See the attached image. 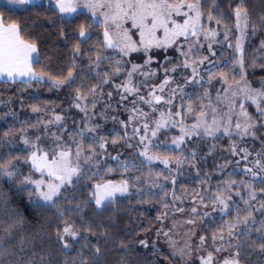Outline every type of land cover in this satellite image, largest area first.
Segmentation results:
<instances>
[{
  "label": "trees",
  "instance_id": "1",
  "mask_svg": "<svg viewBox=\"0 0 264 264\" xmlns=\"http://www.w3.org/2000/svg\"><path fill=\"white\" fill-rule=\"evenodd\" d=\"M240 2L241 0H215V4H212L211 0H204V10L207 12L214 9L213 15L221 18L231 29L227 41H235L237 30L234 27V10ZM243 6L248 11L250 21L244 50V56L247 58L254 50L264 49V0H244ZM0 17L7 23L19 24L24 36L35 42L38 63H34V68L37 71L43 70L51 76L62 78L72 70L75 77L73 83L59 88L44 82L32 81L26 84L19 80H0V163L9 166L11 161L9 170L15 171L11 178L0 174V264H178L166 250L148 251L141 248L139 241L159 223L165 211L173 206V192L180 200L186 193L192 197L198 191L206 197L212 196L218 185L223 186V181L236 178L235 175L239 171L237 166L227 173L236 158L226 153L223 147L230 140L238 141V138H229L223 134L211 139L206 136L193 137L178 151L167 152L159 149L161 154L187 158L183 164L185 172L177 179L174 187L167 181L163 190H145V183L148 181H144L143 176L150 174V171L151 174L162 171L154 165L149 166L139 156H132L131 163H127L128 171L120 166L105 175L106 171L101 170L103 179L119 181L127 173L132 175L129 179V185L132 187L128 194L117 196L114 202L107 203L101 209H97L94 201L89 198L92 183L97 178L89 179L92 172L85 174L84 169L79 183L74 181L73 186L62 189V195L56 198L55 206L39 202L35 194L30 197L32 188L21 184L26 174L32 170L30 163L26 162L31 148L23 144V137L33 133V130L28 128L33 126L36 117L44 114H63L68 124L73 119L74 122L77 118L83 119L82 113L73 106L76 89L80 88L84 96H89V89L102 84L103 73L112 71L110 65L115 57L111 56L112 60H105L98 69L95 68L94 61L98 50L107 56L110 50L101 48L102 27L100 23L93 22L86 12L67 18L54 6L44 3L30 4L22 9L0 5ZM81 25L87 29L86 39L79 36ZM220 27L224 29L223 25ZM77 43L80 46V54L74 53ZM217 52L219 54L215 57L213 68L204 72L207 80L210 74L216 75L207 83L202 81L193 86L192 93L186 97L187 100L197 102L199 94L222 91L225 87L220 73L227 74L231 71V56H236V53L226 43ZM222 61L224 63L217 66V62ZM245 71L249 83L264 90V61L253 69L247 64ZM239 77L230 75L229 80H237ZM33 107L39 108V111L34 112ZM246 107L255 118V135L245 140L254 148H262L264 151V117H261L252 105L248 104ZM67 111L72 115L69 116ZM177 132L176 129L161 130L155 142H169ZM211 141L214 143L212 146L209 145ZM223 163L227 169H222ZM137 177L140 179L137 180ZM245 182L251 183L252 186L258 183L254 191L258 195L263 193L260 189L264 188V181L245 179ZM235 185L231 203L245 209L243 199L247 198L242 197L243 199L236 202L239 198L235 193L240 189V184ZM243 186L244 184H241V188ZM139 189L142 191H137ZM164 190L168 193L166 196ZM250 205L257 220L255 223L250 222L252 231L247 236L239 235L237 259L239 264H264V251L259 247L260 234L255 231L260 226V221L264 220V212L257 214L252 200ZM244 214L246 213L242 212V215ZM234 216L235 212H232L230 215L204 220L201 234L210 251L214 252L213 232L221 223L231 221ZM65 221L74 225L81 233L75 246L70 249L64 248L57 237V231L64 227ZM243 231L241 226L240 233ZM97 248L100 249L99 253L96 252Z\"/></svg>",
  "mask_w": 264,
  "mask_h": 264
},
{
  "label": "snow or ice",
  "instance_id": "2",
  "mask_svg": "<svg viewBox=\"0 0 264 264\" xmlns=\"http://www.w3.org/2000/svg\"><path fill=\"white\" fill-rule=\"evenodd\" d=\"M20 3L26 4L31 3L32 0H19ZM212 4H215V0H211ZM244 0H241L240 5L234 10L235 16V29L239 32L238 36H235V51L240 53V58L236 60V64L240 66L241 77L239 81H236L238 87L233 89V85L229 83V76L226 73H220L222 84L225 85L222 90L224 96L222 97L219 92L215 98V103L212 101L209 94L206 92L201 100L207 99V103L201 102L198 107H194L193 103L187 105L181 104L180 110L173 112L171 107L158 108L157 105H168L171 106L174 100V94L177 89H171V93L166 98L163 93L165 88L172 82L170 78H166L158 86H153L150 89L147 97L139 95V87L133 83L134 74L140 73L142 65L132 64L131 69L126 72V79L121 84H115L118 90L128 95L137 96L138 100L143 104H146L151 109V113H157V116H153L151 123H149V116L151 113L144 112L139 107H136V100L132 101L133 108L131 109V115L127 124H132L133 121L142 120L140 127H133V136L139 137V144L142 145L139 151V156L143 157L144 161L150 166L153 162H159L164 165L168 170L169 174L172 172L170 167L171 163H175L176 167H181L187 160L180 158H173L171 156L162 155L159 149L162 147L171 148L174 146L176 149H180L181 145L185 144L186 140H190L193 136L201 137H216L218 133H223L229 137L232 136V129L234 127L236 134L240 135L241 138L247 135H255L251 130L255 127L254 117L248 112L245 107V101H250L251 105H254L256 111L261 117H264V90L252 89L247 83L244 86H239L241 81H244L243 76V41L247 30L250 25L249 14L247 9L243 6ZM56 6L59 12L62 14H72L77 11L78 8L83 7L87 9L92 17H102L100 20V26L103 28V42L101 48L103 50L112 49L119 53L120 56L127 57L133 52L145 53L147 57L144 64H151L152 57L148 53L152 49H163L167 51L169 48L175 46L180 55L184 57L182 62L183 67H190L193 73V79L199 75L198 66L203 65L205 61H209L208 56H202L197 58L199 50L204 47L203 42H207V49L212 56L216 53L213 51V45L217 43V37L220 32L217 28L209 27L213 21L216 25H223L224 33L223 38L225 41L229 39L231 29L228 24L224 23L221 18L213 15L212 11H205L204 0H56ZM79 36L81 38H87V29L84 25L79 28ZM233 47L232 44L228 45ZM37 53V46L35 42L27 39L20 25L17 23H7L0 17V79L7 78V80L16 82L22 81L26 84H30L32 81L40 83L47 79L51 82L53 87H62L70 85L74 82L75 77L72 70H69L67 76L62 78L54 77L47 72L41 70L37 71L34 68V63H38V60L34 57ZM75 54H80V46L77 43ZM113 57L102 55L98 50L95 57L94 66L99 68L101 63L105 60H112ZM211 62V61H209ZM75 65L73 64V68ZM112 71L104 72L101 83L107 84L113 76H118L124 69L122 68V61L116 60L110 65ZM165 71H169L165 69ZM175 72L176 67L170 69ZM146 77L154 75L155 73H140ZM99 76L100 73H97ZM216 74H210L209 80H211ZM234 79V77H233ZM96 87L89 89L91 94H95ZM179 87V86H177ZM182 92L183 90L180 89ZM157 92L160 94L158 95ZM230 93V95H229ZM111 97L112 93H108ZM242 97L239 103V112L236 109V98ZM77 101H86L87 97L84 96L80 88L76 89ZM127 99V96L121 95V100ZM75 107L81 111L87 112V107H82L80 103H76ZM95 107V104H93ZM225 109H227L225 111ZM34 112H38L39 108L33 107ZM191 117L192 122L186 123ZM55 122L59 123L63 118L60 115L55 116ZM115 119V118H113ZM235 121V122H234ZM48 123H52L49 121ZM121 124L127 127L125 122L121 121ZM32 127H35L33 125ZM178 129L179 135L174 136L171 139V145H167L165 142L163 145L156 143V139L161 130ZM142 130V134H141ZM24 131V129H21ZM85 131L89 133H95L96 127H89L78 133L81 141L84 139ZM7 136L8 133H5ZM54 135V134H53ZM127 137V133H125ZM39 141L40 137L36 138ZM61 137L57 136L56 140L59 141ZM75 141V137H72ZM92 142L95 144L99 142V147L105 149L107 140L103 136L93 135L91 137ZM130 139V138H129ZM24 145L33 149L26 157V162L31 164V169L34 172L40 174V179H32L31 175L25 177L21 184L32 185L33 188L29 192V195L35 194L39 201L55 206L56 198L62 195V189L69 186H73L74 180L79 183L82 167L81 160L83 158L84 163H88L96 155L95 149L90 147L89 154L84 155V151L81 143L75 144V151L67 144H57L55 148L46 150L38 145L37 142L31 141L27 136L22 139ZM118 141L112 140L115 144ZM127 142V141H126ZM132 145L129 143L128 145ZM233 154L235 153V146H233ZM245 153L243 156L244 160H247L249 153L247 149H242ZM195 154L193 153V156ZM260 154H258L259 156ZM17 159H19L17 157ZM118 159V157H113ZM9 166H5L0 163V174L6 175L9 178L15 175L14 170H9ZM123 168L128 171V165L124 163ZM255 166L261 172H264V164L261 163L260 159L255 161ZM135 167V165H133ZM112 168H108L105 175L111 173ZM245 174H250L253 178L257 177L258 173L251 167L243 169ZM98 173H93L89 176L92 179L97 176ZM151 175V171H150ZM161 176L165 180L169 179V176L161 173L155 174V179L151 187L164 189L162 184L156 183ZM140 178L137 177V180ZM264 181V177H261ZM171 183L175 185L176 178L171 177ZM237 182L234 180H225L222 182L223 186H217V191L212 194L209 203L212 205V211H218L222 216L230 215L235 212V216L231 221H224L220 224L219 228L213 232L212 239L215 242L217 239L223 241L225 239V232L229 239L233 238L237 234L247 236L251 231V223H255V218L251 210L250 201L256 199V192L252 190V184L248 183L245 187L248 191V199H243L245 209H240L232 201V186ZM240 184H245L244 181H240ZM129 180L121 179L118 182L112 180H104L100 177V182L95 183L89 193V198L95 203L97 209L103 208L107 203L115 201L117 195L124 196L129 192ZM264 192V188L260 189ZM146 195H156L155 193H145ZM168 193L164 190V195ZM236 196H240L241 193L237 191ZM199 199L201 206L207 208L208 203L205 202L200 193L196 194ZM174 199H179L175 197ZM219 205L217 208L216 206ZM167 207V204H165ZM183 211V209H178ZM264 210V203L260 204V208ZM193 214L198 213V208L193 207L191 209ZM242 212L246 213L242 215ZM210 213L205 211L204 217L209 216ZM187 223H195L194 220H188ZM243 226L244 231L239 232V229ZM90 231V229H88ZM260 234L261 243L260 249L264 251V220L260 221V226L255 229ZM80 233L74 229L72 224L64 222V227L57 231V237L63 244L64 248L71 247L70 242L66 238H71L75 241ZM167 235V233H165ZM205 238H200L201 245H203ZM145 243L146 246V242ZM220 247L215 248L216 252H220ZM100 249L97 248L96 252L99 253ZM239 253H236L232 258H226L223 260V264H239L238 257ZM213 254L208 253L207 257H201V264H213Z\"/></svg>",
  "mask_w": 264,
  "mask_h": 264
},
{
  "label": "rangeland",
  "instance_id": "3",
  "mask_svg": "<svg viewBox=\"0 0 264 264\" xmlns=\"http://www.w3.org/2000/svg\"><path fill=\"white\" fill-rule=\"evenodd\" d=\"M35 3H44L51 6H54L58 9L56 6V0H32L31 3L22 4L19 2V0H0V5L6 6L11 9H22L27 7L30 4ZM59 11V9H58ZM212 13L214 14V9H211ZM80 12H86L89 14L90 18L95 23H100V20L102 17H92V14L85 8L80 7L77 9L75 13L72 14H62L63 17L71 18L76 16ZM212 28H217V30L220 32V35L217 37V43L213 45V51H215L216 55L219 54L217 51L222 49L224 47V43L228 46L229 44H232L234 49V52L236 53L231 56V62H232V68L231 71H228V76L233 75H239L241 77V69L240 66L236 64V60L240 58V53L235 51L234 44L235 41H225L223 38L224 29L220 27V25H216L213 21L211 24L208 25ZM102 37H103V28L101 30ZM88 35V33H87ZM231 35V34H230ZM239 32L237 31L235 36H238ZM85 39V38H84ZM247 40V33L245 35L244 41H243V76L244 81H241V84L239 86H244L245 83L250 85L252 89H259L253 87L249 81L247 80L245 74V67H247V64L251 69L255 68L257 64L264 61V49L260 51H253L251 55H248L247 58L244 56V50H245V43ZM204 47L199 50V53L197 54V58L202 56H208L209 61H205L203 65L198 66V72L199 75L193 79V73L192 69L190 67L186 68L182 66V62L184 60V57L180 55V52L177 51L176 47L173 46L169 48L167 51L163 49H152L148 55L152 57V63L145 65L144 62L146 60L145 53L143 51L141 52H133L127 57H121L119 53L115 52L112 49L110 50V54L108 56H114L113 63L116 60L122 61V68L124 71L121 72L118 76H113L109 83L107 84H101L100 87L96 90L95 94H90L87 97L86 101H77L74 99L73 106L75 107L76 103H80L82 107H87V112L81 111L79 108L75 107L76 110H78L83 115L82 118H77L76 122H74V119L70 121V124L66 122L67 118L63 114H44L42 116L36 117L33 120V125L35 127H29V130H33L32 134H27V136H30L31 141H35L38 143V145L46 150H51L56 147V145L59 143L61 145L67 144L73 148V151H75V144L77 142L81 143L84 155L89 154L90 147L95 149L96 155L93 156V159L89 161L88 163L83 162V158L81 160V167L82 172L81 176L83 175L84 171L85 174H91L98 173L97 176H94V178H97V180H94L92 183V186L100 182V177L103 175L102 172L107 171L108 168H119L124 163H131V157L132 156H139V151L142 148V145L139 144V137L133 136L132 129L133 127H140L142 120H136L133 121L132 124H127L129 120V116L131 115V109L133 108L132 101L136 100V107H139L144 112L151 113V109L148 105L143 104L140 102L135 95H128L127 93H122L121 90H118L116 87H114L115 84H121L126 79V72L131 69L132 64H138L142 65L143 67L140 70V73H155L154 75L145 76L140 73L134 74L133 76V83L139 87V95H144L147 97L149 91L153 86H158L162 83V81L166 78L171 79V83L165 88V91L163 95L167 98L168 95L171 93V89H177L174 94V100L173 104L171 106L168 105H157L158 108H168L171 107L172 111H178L180 110V105L184 104L187 105L191 101L187 100L186 97L192 93L191 89L193 86L199 84V82L207 83L209 80L206 79V76L204 75L205 71L210 70L213 68L212 64L215 63V56H212L211 53L207 49V42H203ZM34 57L37 59V53L34 54ZM227 60H225L226 62ZM222 62H217V66H220V64H223ZM173 67H176V71L172 72L170 69ZM165 69H168L169 71H165ZM237 80H229V83L233 85V89H236L238 85L236 84ZM0 80H7V78L0 79ZM44 83L50 84L51 82L45 78ZM179 86V87H177ZM226 87V86H225ZM180 89L183 91L181 92ZM220 87L218 88V90ZM261 90V89H260ZM219 94L223 97L224 92L222 91H216V92H207L209 96L211 97L212 101L215 103V98L217 94ZM108 93H112L111 97H109ZM206 93V92H205ZM127 96V99L121 100V95ZM159 95L160 93L157 92ZM230 95V93H229ZM203 95H198L197 102H191L193 103L194 107H198L201 102L207 103V99H199L202 98ZM76 98V97H75ZM242 97L238 96L236 98V109L235 111L239 112V103L241 102ZM93 104H95V107H93ZM250 104V101H245V107ZM254 108L255 106L252 105ZM247 108V107H246ZM227 109H225L226 111ZM248 110V109H247ZM256 110V108H255ZM69 116L72 115L71 112L67 111ZM60 115L63 119L57 123L55 122V116ZM157 113H151L149 116V123H151V119L153 116H157ZM115 118V119H113ZM49 121H52V123H48ZM121 121L125 122L127 124V127L121 124ZM192 119L191 117L186 121V123H191ZM235 122V121H234ZM254 122V121H253ZM89 127H96L95 133H89L85 131L84 139L81 141L80 136L78 135L79 132L86 130ZM254 129V128H253ZM253 129L251 130L253 132ZM178 130V129H176ZM125 133H127V137H125ZM54 134V135H53ZM123 134V135H122ZM142 134V130H141ZM223 133H218L216 136L222 135ZM93 135L96 136H103L106 138L107 143L105 146V149H101L99 147V142L93 143L91 137ZM179 135V131L176 135ZM224 135V134H223ZM59 136L61 139L59 141L56 140V137ZM75 137V141H73L72 137ZM172 136V138L174 137ZM37 137H40L39 141H37ZM197 137V136H193ZM192 137V138H193ZM211 139L213 137H208ZM229 137V136H228ZM231 137H237L238 141L230 140L226 146H224V150H226V153L231 154L236 158V161L232 162L231 167L227 169L225 163L222 164V169H227V173L229 174L231 171H233L236 166L239 169V171L236 173L235 177L230 180H234L237 183L240 184V181H244L245 179L248 181L253 180H261V177H264V172H261L258 168L255 166V161L257 159L261 160V163H263V149L262 148H254L250 143H248L245 138L252 137V135H247L241 138L240 135L236 134V131L233 127L232 129V136ZM229 137V138H231ZM130 138V139H129ZM171 138V139H172ZM116 139L118 142L113 144L112 140ZM135 140V141H134ZM207 140V139H206ZM127 141V142H126ZM187 141V140H186ZM129 143L132 145L129 147ZM165 143V142H164ZM162 143V145L164 144ZM167 145H171V140L167 142ZM210 146L214 145V143L211 141ZM233 146H235V153L233 154ZM182 147V145H181ZM161 149H164L167 152H175L180 149H176L174 146L171 148L168 147H162ZM242 149H247V152L249 153L247 160L243 159V156L245 153L241 151ZM33 149H31L32 151ZM258 154H260L258 156ZM167 155L168 154H162ZM113 157H118V159H113ZM143 161V157L139 156ZM173 160L175 159L173 156H171ZM98 159V160H97ZM181 159V158H180ZM122 162V163H121ZM145 162V161H144ZM231 162V161H230ZM99 163V164H97ZM147 163V162H145ZM31 165V164H30ZM128 165V164H127ZM151 165H154L155 167L159 168L164 174L169 176L168 180L158 179L155 180L156 183L162 184L165 188L168 183L172 187L176 185H173L171 183V177L174 176L177 179L181 177L184 174V166L177 168L175 163H171L170 167L172 168L171 174H169L168 170L164 167L162 163L153 162ZM235 165V166H234ZM251 167L254 171L258 173L257 177L253 178L250 174H245L243 171L244 168ZM84 169V171H83ZM244 173V175H243ZM156 174V173H155ZM155 174H145L143 177L144 181L151 182L149 184L146 182L145 184V190L148 191H155L157 192L158 189L156 187H151L154 179ZM31 175L32 179H40V174L37 172H34L30 170L28 174H26L25 177ZM24 177V178H25ZM238 177V178H237ZM23 178V179H24ZM132 175L130 173H127L124 175L123 179H131ZM106 180H112L115 182H118V180L115 179H104ZM75 181V180H74ZM248 184L245 182L244 186L238 190L241 195L238 196L241 200L242 197H245L248 199V189L245 187V185ZM27 187L33 188L32 185H25ZM234 184L232 186L235 187ZM131 185L129 187V191L131 189ZM258 187V183H255V185L252 186V190L254 191V188ZM142 189H139L137 191L140 192ZM231 191V195H232ZM197 193H200V196L203 197L206 203H208V207L205 208L200 205L199 199L196 195L190 197L187 193L186 196H184L181 200L175 199L173 206L165 211V215L160 218L159 223L148 233H145L142 238L139 241V244L141 248L148 250V251H157V250H166L174 259L177 260L178 264H201V257H207L208 253L211 252L213 254V264H223V260L226 258H232L237 253L238 244H239V234L234 236L233 238L229 239L227 237V233L225 234V239L223 241H220L217 239L214 243V252L210 251L208 249V246L206 244V241L204 240L203 245H201L200 238L202 237L201 234V228L204 223V220H209L215 216H222L218 211H212V205L209 203L211 196H205L201 191H198ZM196 193V194H197ZM120 196V195H117ZM233 198V196H232ZM38 200V198H37ZM39 201V200H38ZM254 208L257 212V214H261V212H264V210H257L260 208V204L264 203V192L258 195L256 193V199L252 200ZM44 203L43 201H39ZM231 203V202H230ZM193 207L198 208V213L193 214L191 212V209ZM217 208L219 205L216 206ZM101 209V208H100ZM178 209H183V211H179ZM207 211L210 213L209 216L204 217L203 213ZM255 218V217H254ZM194 220L195 223L189 224L187 223L188 220ZM257 219L255 218V221ZM74 226V225H73ZM74 229L77 230V228L74 226ZM78 231V230H77ZM241 231V228L239 229V232ZM79 232V231H78ZM80 233V232H79ZM167 233V235H165ZM81 234V233H80ZM80 236V235H79ZM79 236L75 241L71 240V238H66L70 244L71 247L66 248L70 249L75 246V243L77 242ZM146 242V246L145 243ZM220 247L222 249L220 252H216L215 248ZM237 258V257H236ZM170 264V263H167Z\"/></svg>",
  "mask_w": 264,
  "mask_h": 264
}]
</instances>
